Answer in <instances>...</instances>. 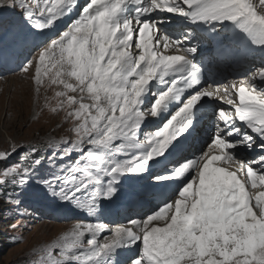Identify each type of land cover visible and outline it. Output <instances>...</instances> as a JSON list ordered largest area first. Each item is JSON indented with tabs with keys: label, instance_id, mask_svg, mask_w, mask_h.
<instances>
[{
	"label": "snow or ice",
	"instance_id": "obj_1",
	"mask_svg": "<svg viewBox=\"0 0 264 264\" xmlns=\"http://www.w3.org/2000/svg\"><path fill=\"white\" fill-rule=\"evenodd\" d=\"M0 9L19 13L0 19V76L34 68L37 92L60 89L43 107L71 122L70 138L0 150V208L31 218L20 208L35 190L75 221L37 248L39 264H264V66L243 71L264 65V0ZM177 17L186 26L167 23ZM209 102L214 128L197 148L192 117ZM254 146V158L233 153Z\"/></svg>",
	"mask_w": 264,
	"mask_h": 264
},
{
	"label": "rangeland",
	"instance_id": "obj_2",
	"mask_svg": "<svg viewBox=\"0 0 264 264\" xmlns=\"http://www.w3.org/2000/svg\"><path fill=\"white\" fill-rule=\"evenodd\" d=\"M17 14L15 10L3 9L0 19L6 17L5 20L11 21ZM33 76L34 68L27 73L17 70L0 76V150L13 142L42 143L48 139L71 137V122H65L66 114L63 111L52 113L43 107L46 101L55 105L56 101L51 98L60 89L48 87L45 80L44 86L37 92ZM39 196L35 190L23 196L24 204L20 209L33 211L32 221L27 228L17 221L19 214L17 220L9 219L11 213L4 211L8 205L0 208V264H39L37 248L63 234L74 223L61 222L60 217L49 214L46 208L38 209L41 204L54 210L63 209L50 200L46 201L50 202L48 204L38 199ZM53 225L62 227L53 228Z\"/></svg>",
	"mask_w": 264,
	"mask_h": 264
},
{
	"label": "bare ground",
	"instance_id": "obj_3",
	"mask_svg": "<svg viewBox=\"0 0 264 264\" xmlns=\"http://www.w3.org/2000/svg\"><path fill=\"white\" fill-rule=\"evenodd\" d=\"M60 25H62V24H58V25H57V29L60 27ZM62 30H63V29H62ZM62 30H61V31H62ZM31 201H32V200H31ZM33 202H34V201H33ZM50 226H51V225H50ZM50 226H49V227H50ZM66 226H67V225H66ZM68 226H69V225H68ZM51 227H52V226H51ZM55 227H56V228H61L62 226L53 225V228H55Z\"/></svg>",
	"mask_w": 264,
	"mask_h": 264
}]
</instances>
